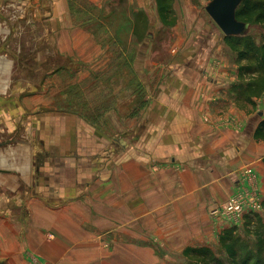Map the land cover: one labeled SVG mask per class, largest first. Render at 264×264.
Listing matches in <instances>:
<instances>
[{"label": "crops", "instance_id": "0c3cea01", "mask_svg": "<svg viewBox=\"0 0 264 264\" xmlns=\"http://www.w3.org/2000/svg\"><path fill=\"white\" fill-rule=\"evenodd\" d=\"M70 1L0 0V34L9 23L25 24L33 34L27 46L43 51L37 61L45 62L52 41L61 56L80 61L79 82L103 67L113 76L115 57H101L88 25L73 21ZM205 33L204 54L173 71L163 96L137 117L120 118L113 96L103 117L39 115L37 108L55 105L53 86L22 101L34 109L17 142L19 157L28 158L17 171L20 190L0 196V261L158 264L157 254L212 247L232 227L212 213L238 191L264 201V140L255 138L264 111L241 86L221 31L210 24Z\"/></svg>", "mask_w": 264, "mask_h": 264}, {"label": "rangeland", "instance_id": "374dc122", "mask_svg": "<svg viewBox=\"0 0 264 264\" xmlns=\"http://www.w3.org/2000/svg\"><path fill=\"white\" fill-rule=\"evenodd\" d=\"M211 1L71 0L69 10L73 21L88 25L101 57H105V60L108 56L115 57V61L112 62L113 76L111 73V76H108V68L101 71L103 67L96 72L94 78L91 77L84 82H79L80 80L76 78L77 71L82 69L80 61H72L61 56L52 41L48 42L51 45L45 47L47 58H41L45 62L37 61L39 53L43 51L38 46L34 47L31 44L30 47L27 46L28 36L33 37V34L26 31L24 28L26 25L9 23L7 28L3 27L0 34V166H7L8 171L12 172L0 175V196L16 195L17 190H20L21 180L17 171L18 168L26 165L28 158L27 153L24 154L25 157H19L23 151L18 147L17 142L19 138L26 136L24 127L20 125L27 123L28 114L34 112L32 108L28 110L30 112L22 108V101L25 98L42 94L43 87L48 89L49 86H53L58 88V92L49 95V99L52 97L55 105L52 109L37 108L39 115L47 113L78 118L82 114L88 118L103 117V114L107 113L108 102L113 96L121 110L120 118L139 116L141 108L146 104L151 107L157 98L163 96L162 88L169 84V80L171 82L173 71L184 68L185 63H192L199 54L201 57L206 51L202 43L210 37L205 33V29L210 24L217 27L206 11ZM12 31L14 36L11 34ZM150 31L154 37L141 58L140 50ZM221 37L225 41L223 33ZM246 42L261 48L264 45V29L253 25L244 35V39L239 40V44H237L238 40L225 41L228 45L226 44L227 51L224 53L230 62L237 65L240 78L243 80L241 86L243 88L249 86L253 92L259 90L258 94L255 95L254 92L252 95L259 99L256 103L263 113L264 67L252 63L253 58L248 57L250 62H240L237 59V55L245 51ZM43 62L46 63L45 67ZM241 67L245 68L241 69ZM144 87L147 88V93ZM97 89L100 93L97 92L98 94L95 95L93 92ZM249 93L251 94L250 91ZM244 99L251 102L246 97ZM93 104L96 105L94 108ZM83 111L86 115L82 113ZM116 128L121 129L122 125ZM50 133L47 130L48 136ZM40 136L41 134L37 132L35 144L36 150L42 151L43 140ZM240 192L244 198V205L260 207V210L264 208V201L260 200L261 203L258 204L257 199L248 190L238 191ZM238 193L230 196L228 202ZM5 211L10 214L14 212L15 217L19 215L17 209L9 206ZM216 212L213 211L212 214L224 217L227 223L232 224L231 229L236 230L232 237L240 238L234 245L240 259L248 253L252 259L251 264L258 261L264 264V243L260 244L264 237L261 235V230L257 229L259 225L264 226V220L259 216L263 213L248 212L246 209L243 215L238 217L236 214L222 212L221 209ZM248 215L257 216L258 220H248L246 218ZM222 235H216L211 242L213 246L209 249L216 258L229 264L226 249L229 242L222 243L220 241ZM157 262L158 264L194 263L192 259L184 258L183 252L157 254Z\"/></svg>", "mask_w": 264, "mask_h": 264}, {"label": "trees", "instance_id": "16d2710c", "mask_svg": "<svg viewBox=\"0 0 264 264\" xmlns=\"http://www.w3.org/2000/svg\"><path fill=\"white\" fill-rule=\"evenodd\" d=\"M236 19L240 22H243L247 24L249 27L251 26H257L264 29V0H244L242 4L239 6V8L236 11ZM244 39V36L240 37H227L225 36L226 42H231L232 40H239ZM227 44V43H226ZM228 45V44H227ZM244 50L240 52L237 55V59L240 62H250L248 60L249 58H253L252 63H256L257 65H260L261 67H264V45L261 48H257L255 44H250L249 42H246L244 44ZM262 53V54H260ZM247 55V57H246ZM249 57V58H248ZM251 63L250 66L253 64ZM245 67H241V69H244ZM257 68V67H256ZM248 90L251 92V88L247 86ZM259 90H257L255 93H257ZM253 92V93H254ZM255 138L264 140V120H262L255 132ZM264 206V202H263ZM248 220H258L257 216L254 215H248L246 217ZM258 230H261V235L264 237V226L259 225L257 228ZM236 230L230 229L223 233V235L220 237V241L224 243L225 241H228L229 243L226 245L227 253L229 255V264H251L252 259L251 256L248 255V253L240 259V255L235 250L234 245L239 242V237H232V234ZM264 240L260 242V244L263 245ZM184 258L187 260H193V264H227L222 259L216 258L213 254L211 249L209 248H187L183 252ZM254 264H261V262H256Z\"/></svg>", "mask_w": 264, "mask_h": 264}, {"label": "water", "instance_id": "95a60500", "mask_svg": "<svg viewBox=\"0 0 264 264\" xmlns=\"http://www.w3.org/2000/svg\"><path fill=\"white\" fill-rule=\"evenodd\" d=\"M244 0H212L207 6L206 11L219 28V30L227 37L244 36L250 27L236 19V11ZM154 35L150 31L147 35V40L143 43L140 50V57L142 58L147 51L151 39ZM0 173H3L0 170ZM0 264H6L0 261Z\"/></svg>", "mask_w": 264, "mask_h": 264}, {"label": "built area", "instance_id": "2783aa9c", "mask_svg": "<svg viewBox=\"0 0 264 264\" xmlns=\"http://www.w3.org/2000/svg\"><path fill=\"white\" fill-rule=\"evenodd\" d=\"M244 193V192H243ZM242 193H238L236 197L228 202V200L224 203L221 208L222 212L236 214V216L241 217L243 215L244 210H248V212H254L256 206L244 205L243 203Z\"/></svg>", "mask_w": 264, "mask_h": 264}]
</instances>
